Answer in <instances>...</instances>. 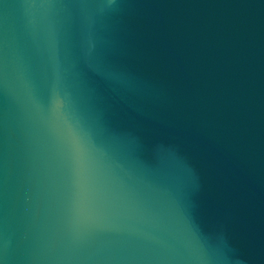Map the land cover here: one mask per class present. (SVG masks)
<instances>
[{
  "label": "water",
  "instance_id": "water-1",
  "mask_svg": "<svg viewBox=\"0 0 264 264\" xmlns=\"http://www.w3.org/2000/svg\"><path fill=\"white\" fill-rule=\"evenodd\" d=\"M0 264H264V0H0Z\"/></svg>",
  "mask_w": 264,
  "mask_h": 264
}]
</instances>
